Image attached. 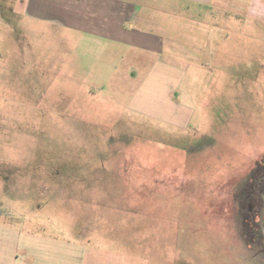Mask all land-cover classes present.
<instances>
[{"label": "rangeland", "instance_id": "obj_1", "mask_svg": "<svg viewBox=\"0 0 264 264\" xmlns=\"http://www.w3.org/2000/svg\"><path fill=\"white\" fill-rule=\"evenodd\" d=\"M189 9L202 10L171 1L162 13L176 41L193 34L203 47L162 56L186 72L173 98L194 108L177 126L130 107L155 56L112 59L0 0V241L10 255L18 241L7 230L50 245L33 251L40 264H264V23L215 7L190 21Z\"/></svg>", "mask_w": 264, "mask_h": 264}, {"label": "crops", "instance_id": "obj_2", "mask_svg": "<svg viewBox=\"0 0 264 264\" xmlns=\"http://www.w3.org/2000/svg\"><path fill=\"white\" fill-rule=\"evenodd\" d=\"M19 1L23 4L28 17L64 29L78 37L79 41L85 39L88 43H97L105 52L113 55L112 59L123 60L126 52L135 58L136 62L140 57L144 59V56L145 58L149 55L155 56V61L139 80V88L133 93L130 107L141 115L177 126H183L189 121L193 116L194 108L177 102L173 98V94H180L179 90L186 72L180 70L175 64L167 62L162 56L179 54L180 51L190 54L192 50L199 53L203 47L196 43V37L193 34H191L193 40L190 44H182L175 40L173 35L175 23L170 22L165 25L168 20L162 15L164 11H169L171 1L178 6L185 4L202 8V10L197 9L195 13L189 9L188 20L190 21H199L207 17L212 14L209 9L215 7L213 13L230 15L239 22L251 19L257 23H264V0H166L157 4L148 0ZM156 5L161 8V16L154 13ZM241 8L242 12L239 13ZM245 8L246 18L244 19ZM179 17L180 31L183 29V21L187 19L184 15ZM209 51H214V48ZM6 233L7 237L9 234L17 235L18 243L15 244L16 251L12 250L10 255V250L3 247L5 241H0V264H15L16 261L12 262L11 259L14 257L13 252L16 254L18 250H22L23 254L15 255L16 259L22 256L20 257L22 260H18L17 264H38L40 256L36 257L33 251L37 250L41 253L46 246H50L40 243L38 237L25 232L7 230Z\"/></svg>", "mask_w": 264, "mask_h": 264}, {"label": "flooded vegetation", "instance_id": "obj_3", "mask_svg": "<svg viewBox=\"0 0 264 264\" xmlns=\"http://www.w3.org/2000/svg\"><path fill=\"white\" fill-rule=\"evenodd\" d=\"M261 183H262V180L260 181ZM262 192L264 191V185L262 186V190H261Z\"/></svg>", "mask_w": 264, "mask_h": 264}]
</instances>
